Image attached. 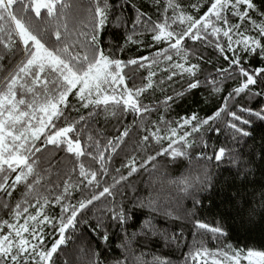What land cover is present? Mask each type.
<instances>
[{
  "label": "snow or ice",
  "instance_id": "snow-or-ice-1",
  "mask_svg": "<svg viewBox=\"0 0 264 264\" xmlns=\"http://www.w3.org/2000/svg\"><path fill=\"white\" fill-rule=\"evenodd\" d=\"M153 3L158 6L157 19L136 8L137 14L131 21L132 32L125 36V45L114 48L105 43V29L109 25L117 29L127 25L122 14L117 15L111 0H0V49L13 55L19 53L21 57L13 70L0 76V194L5 197L0 208L8 213L7 219L0 218V264H55L54 257L72 239L69 232L75 230L84 211L102 197H113L114 201L116 185L140 168L160 156L173 162L179 158L190 159L195 134L201 133L205 126L209 132L220 134L222 129L212 127V123L222 116L227 117L222 120L223 131L231 135L234 142L250 136L242 126L250 125L251 117L264 121V101L257 108L239 105L237 111L227 105L228 100L241 94L254 100L264 97V67H250L248 59L259 56L264 60V10L257 7L255 0H207V10L202 14L197 2L192 5L197 15L187 13L178 0H153ZM253 13H257L259 19L254 18ZM137 28L141 31L137 32ZM145 32L150 34L153 44L166 46L148 56L119 58L117 52L123 51L127 44H141L134 36ZM189 40L214 48L228 65L217 67L215 74L209 73L203 81L213 92L220 91L222 79H235L239 83L225 97V105L212 116L201 119L193 113L169 122L162 115L158 121H152L149 128L146 114H150L153 107L143 102V96L154 90L157 83H165V79L159 82L154 79L155 65L166 63L167 81L187 78L185 89L157 102L166 110L175 98L201 86L202 81L197 77L201 65L192 61L205 57L187 47ZM2 59L4 56L0 54ZM132 66L148 70L140 84L134 80L131 85L128 83L125 69ZM70 96L75 97L80 108L93 109L89 118L98 114L97 110L113 116L133 114L141 121L138 126L145 133L137 147L146 149L155 142L160 146L159 151L147 155L140 163L136 156L130 157L122 165L129 169L127 175L114 177L113 184L97 192L95 189L109 174L113 155L121 149L130 130L125 128L106 142L91 135L85 140V128L81 125L86 117L72 118L66 114L69 108L79 111L71 104ZM199 139L203 141L202 136ZM48 146L71 158L72 167L64 173L68 178L61 183L46 179L48 169L42 168V157L37 156L48 151ZM203 147H208L206 142ZM226 158L238 164L240 153L221 146L214 148L210 155L201 151L196 156L197 160L218 163ZM49 167H52L51 161ZM116 171L120 173V169ZM73 175L78 177L75 182ZM208 180L205 171L203 177L193 180L184 176L172 183L181 193L190 195L192 189ZM21 185L23 195L13 205L9 200ZM73 191L82 195L75 204L70 202ZM57 206L60 215L49 214L47 209ZM136 206L142 208L145 203L141 201ZM147 206L154 212L163 211L165 217L181 218L173 217V213L164 210L156 200H148ZM103 215L119 225L130 218L127 209L115 203L106 207ZM104 227L103 220L99 219L93 231L99 234ZM195 227L211 233L217 240L227 235L218 222L212 225L196 220ZM48 228L52 231H46ZM145 229V236L159 235L169 246L179 243V235L158 232L151 221L146 222ZM100 238L108 241L107 232ZM124 247L127 249L128 245ZM79 251L81 260L87 258L88 264H101L95 252L84 248ZM130 259L132 264H171L166 257L155 256L149 262L135 254L116 264H129ZM64 264L73 262L66 257ZM183 264H264V250L235 248L231 244L210 250L201 240L184 254Z\"/></svg>",
  "mask_w": 264,
  "mask_h": 264
},
{
  "label": "trees",
  "instance_id": "trees-1",
  "mask_svg": "<svg viewBox=\"0 0 264 264\" xmlns=\"http://www.w3.org/2000/svg\"><path fill=\"white\" fill-rule=\"evenodd\" d=\"M116 6L117 15L123 16L127 27H116L109 25L104 31V40L106 44L112 47L125 45V36L131 34V21L136 16V8L146 12L153 20L159 16L158 6L153 0H111ZM184 10L192 15H197L192 5L199 2L201 5L199 14L207 10V0H178ZM258 8L264 10V0H255ZM254 18L259 19L257 13L252 14ZM175 27V26H174ZM141 31L137 28V32ZM134 39L142 41L141 44H127L123 51H118L117 55L123 60L139 56H148L157 49L165 47L162 44H153L149 33L134 36ZM149 45H152L149 47ZM187 47L194 49L205 57L204 60L193 58L194 63L201 65V71L197 77L202 81L201 86L186 92L183 96L175 98L171 103L170 109L166 110L164 106L157 102L163 101L165 96L174 95L177 91H182L187 87L185 79L180 77L167 81V73L164 71L165 62H161L153 67L157 75L154 79L159 82L165 79L163 85L157 83L154 90H149L143 96V102L153 107V111L147 115V126L152 127V121H158L163 115L169 122L179 120L180 117H188L196 113L201 119L212 116L219 108L225 105V97L229 95L239 81L235 79H222L219 88L220 91L213 92L212 89L203 83L209 73L215 74L217 67H227V63L220 54L212 47H207L201 42L189 40ZM0 54L4 59L0 60V76L14 69L20 60L19 53L13 55L2 49ZM250 67H264V60L259 56L249 57ZM128 74V83L131 85L133 80L140 84L143 77L147 76V69H137L135 66L126 68ZM163 89V90H161ZM69 100L79 111H73L72 108L66 110V114L72 118H78L80 115L86 117L82 122L85 128L84 139L87 140L91 135L95 139L106 142L107 139L117 137L125 128L130 130L129 136L125 138L121 149L113 155L109 163V174L103 177L101 186L95 189L102 191L103 186L113 184V178H119L120 174L127 175L129 169L122 167L132 156L137 157V163L147 158V155H154L159 151V145L155 142L149 144L146 149L137 147V142L145 134L141 127L139 118L133 114H117L115 116L97 110L98 114L89 118V112L93 109H83L79 107L74 96ZM264 101V97H258L255 100L251 97L241 94L235 99L227 101V105L232 111H237L239 105L257 108ZM212 123V127H220V134L214 131L209 132L208 126L202 129L201 133L195 134V144L189 151L190 159L179 158L175 162L168 157L160 156L155 161L150 162L145 168H140L136 173L116 185L113 190L115 198L102 197L101 200L90 205L83 215L79 217L80 222L74 231L69 232L72 239L63 246V251L54 257L55 264H64L66 257L70 258L73 264H88V259H80L82 253L79 249L91 250L95 252L101 261V264H116L135 254L143 260L151 262L153 257H166L171 264H183L184 254L192 249V245L198 241H203L204 246L210 250L231 244L235 248H254L264 250V121L251 117L250 125H243L245 130L251 134L248 137H242L239 142H234L231 135L223 131L224 124L222 120ZM174 126V125H173ZM203 137V141L199 137ZM208 147L204 148L203 143ZM40 141L37 144L40 145ZM166 145L167 141H163ZM227 146L240 153V162L231 163L229 158L221 162L197 160L196 156L201 151L211 154L214 148ZM135 149V150H134ZM42 157V168L48 169L46 179H51L53 183H61L68 177L64 173L70 171L72 167L71 158L63 151H56L48 146V151L37 153ZM51 161L52 167H49ZM155 165V167H153ZM116 169H120L117 173ZM207 171L209 180L206 184L198 185L191 190L190 195L183 194L172 181L179 180L184 176H190L193 180L197 177H203ZM78 177L73 175L75 182ZM23 186L13 193L9 202L15 204L23 195ZM90 194V193H88ZM82 195L79 191H73L71 203L75 204ZM5 197L0 194V202ZM156 200L162 205L164 210L173 213V217L179 216L180 219L165 217L163 211L154 212L147 206L148 200ZM199 203H196V201ZM143 201L145 207H137V203ZM113 203L127 209L129 219L125 224L119 225L110 217L103 215L106 207H112ZM49 214L59 216V207H50L47 209ZM0 218L7 219L6 209L0 208ZM99 219H102L105 227L99 230V234L94 232ZM200 220L205 223L215 225L217 222L222 225L227 233L226 236L219 237V240L213 238L211 233H204L195 227V221ZM151 221L158 232H167L169 236L179 235V243L169 246L159 235L145 236L143 233L146 222ZM51 232V228L46 229ZM107 232L108 241H102L100 236ZM51 242L52 237H48ZM127 244L126 249L124 245ZM134 258V257H133ZM129 264H132L131 259Z\"/></svg>",
  "mask_w": 264,
  "mask_h": 264
}]
</instances>
